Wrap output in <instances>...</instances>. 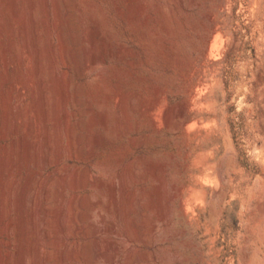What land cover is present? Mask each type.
<instances>
[{"label":"rangeland","instance_id":"rangeland-1","mask_svg":"<svg viewBox=\"0 0 264 264\" xmlns=\"http://www.w3.org/2000/svg\"><path fill=\"white\" fill-rule=\"evenodd\" d=\"M17 1L0 264H264V0Z\"/></svg>","mask_w":264,"mask_h":264},{"label":"bare ground","instance_id":"bare-ground-1","mask_svg":"<svg viewBox=\"0 0 264 264\" xmlns=\"http://www.w3.org/2000/svg\"><path fill=\"white\" fill-rule=\"evenodd\" d=\"M9 4H10V7H11V10H12V12H13V14L15 15V16H17V14H18V9H17V0H9ZM9 7V8H10ZM2 8V7H1ZM28 9V8H27ZM29 13H30V15H31V13H32V10H31V8H29V10H27L26 11V14L27 15H29ZM13 15V16H14ZM26 15V16H27ZM95 33V32H94ZM35 34V33H34ZM94 38V37H93ZM97 38V37H96ZM92 39V38H91ZM93 40V41H92ZM91 40V45H92V48H95V47H97L96 46V43H95V38L94 39H92ZM26 44V43H25ZM23 45V44H22ZM26 45H24L23 46V48H26L25 47ZM21 48V47H20ZM27 48H28V46H27ZM26 48V49H27ZM25 50V49H24ZM23 49L22 50H20V51H24ZM93 50V49H92ZM29 51H30V49H29ZM103 53L101 54V55H94V56H92V59L90 60V62H91V64L93 63H96L97 61H103V59H104V51H102ZM22 54H23V52H21L20 53V56H19V58H20V60H21V56H22ZM94 54V53H93ZM96 54V53H95ZM128 55H131V53H129ZM89 62V63H90ZM130 63H132V61H129ZM14 85V84H13ZM12 85V86H13ZM190 86V85H189ZM200 87V86H199ZM14 88V87H13ZM16 93H14V95L16 94V100H15V102H14V104L15 105H18V104H20L21 103V100H23L22 98H23V85H21V84H19L18 86H16ZM44 89V88H43ZM159 89V88H158ZM165 96V95H164ZM194 96V95H193ZM190 97V96H189ZM194 98V97H193ZM192 97H191V99H193ZM13 99V98H12ZM191 99H189V100H191ZM188 101V100H187ZM41 102H42V104L44 105H46V104H48V102H49V98H48V96H47V93H46V91H43V90H41ZM162 103V102H161ZM179 103V102H178ZM155 104H157V103H155ZM189 102H186V103H182V105H180V106H178L176 109H174V110H172V111H167V112H165L164 114H163V122H164V124L166 125V126H168L170 129H174V128H176V126H177V124H179L180 122H181V120H182V117H184V115L188 112V110H189ZM157 106V105H156ZM155 106V107H156ZM174 106V105H173ZM146 107V106H145ZM144 107V108H145ZM43 108V107H42ZM47 109V108H46ZM142 109V108H141ZM153 109V108H152ZM165 109V108H164ZM49 110V109H48ZM47 110V111H48ZM13 111V110H12ZM40 111V110H39ZM50 111V110H49ZM48 111V112H49ZM41 113V112H40ZM45 113V112H44ZM145 113V112H144ZM156 113V112H155ZM160 113V112H159ZM148 114V113H147ZM153 114V113H152ZM152 114H150V116L152 115ZM47 115V114H46ZM49 116H50V114H48ZM141 115V114H140ZM145 115V114H144ZM45 117H47V116H45ZM144 117V116H143ZM153 117V116H152ZM42 118V117H41ZM191 118V117H190ZM46 119V118H45ZM154 119V118H153ZM50 120V119H49ZM193 120V119H192ZM154 121V120H153ZM190 121V120H189ZM188 121V122H189ZM186 122V121H185ZM44 123H45V121H44ZM161 123V122H160ZM46 124V123H45ZM195 125V124H194ZM193 126V125H192ZM26 127V128H25ZM25 129H26V132H24V133H26V136L28 137V136H31L33 133H34V124H33V122H31V121H27V123L25 124ZM185 127V126H184ZM196 127V126H195ZM194 127V128H195ZM16 128H18L17 127V125L16 126H14V130H16ZM168 128V129H169ZM24 130V129H23ZM175 131V130H174ZM191 133V132H190ZM26 136H24V137H26ZM70 137V136H69ZM26 139V138H25ZM26 140H28V138L26 139ZM27 142V150L28 149H30L31 147H33V145H32V143L30 142V141H26ZM26 150V149H25ZM28 152V151H27ZM5 158L7 159V156H3V155H1V153H0V164L5 160ZM1 184H2V181H0V189H1ZM20 194H22V193H20ZM19 194V195H20ZM45 194V193H44ZM21 202V201H20ZM21 212H22V210H21ZM76 244V243H75ZM76 247V246H75ZM77 251V250H76ZM20 253H21V251H20ZM19 253V264H22V256H21V254ZM130 263V262H129Z\"/></svg>","mask_w":264,"mask_h":264}]
</instances>
